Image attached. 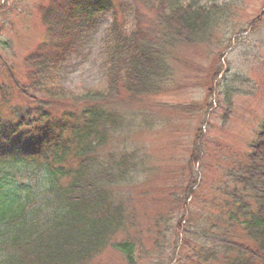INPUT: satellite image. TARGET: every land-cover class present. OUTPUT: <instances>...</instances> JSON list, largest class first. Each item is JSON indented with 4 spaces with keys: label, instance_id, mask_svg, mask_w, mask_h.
<instances>
[{
    "label": "trees",
    "instance_id": "1",
    "mask_svg": "<svg viewBox=\"0 0 264 264\" xmlns=\"http://www.w3.org/2000/svg\"><path fill=\"white\" fill-rule=\"evenodd\" d=\"M40 10L44 37L24 60L22 85L0 60L24 101L0 110V264H94L106 248L137 264L140 233L116 191L136 179L111 169L101 152L122 128H140L126 123L127 100L161 90L170 48L207 41L220 8L199 0H49ZM104 18L103 87L69 91L61 68L89 47ZM8 96L0 84V105ZM204 137L195 135L190 166L201 160ZM242 161L222 170L202 202L193 172L170 192L177 209L167 264H264V120Z\"/></svg>",
    "mask_w": 264,
    "mask_h": 264
},
{
    "label": "rangeland",
    "instance_id": "2",
    "mask_svg": "<svg viewBox=\"0 0 264 264\" xmlns=\"http://www.w3.org/2000/svg\"><path fill=\"white\" fill-rule=\"evenodd\" d=\"M48 1L7 0L0 11V60L11 68L20 85L26 74L25 58L43 41L40 9ZM199 4L220 8L214 31L207 41L180 42L170 48L166 59L170 77L161 90L127 100L123 107L127 125L139 130L122 128L101 152L111 169H124L136 179L116 191L128 198L135 216L134 230L140 233L137 264H167L169 248L164 249L170 243V214L175 215L177 209L170 202V192L179 191L193 172L201 175L196 200L204 201L218 184L222 170H233L243 162L264 119V0H199ZM151 15L146 12L147 17ZM107 21H100L89 47L61 68L60 81L67 90L103 87L99 46ZM0 84L9 93L8 103L0 105V110L24 105L3 69ZM201 128L206 135L203 154L200 162L191 161L190 166L191 147ZM159 218L163 223L155 226ZM93 263L125 264L109 248Z\"/></svg>",
    "mask_w": 264,
    "mask_h": 264
}]
</instances>
